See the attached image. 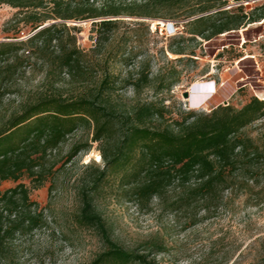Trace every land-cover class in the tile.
I'll list each match as a JSON object with an SVG mask.
<instances>
[{"label": "rangeland", "instance_id": "1", "mask_svg": "<svg viewBox=\"0 0 264 264\" xmlns=\"http://www.w3.org/2000/svg\"><path fill=\"white\" fill-rule=\"evenodd\" d=\"M133 2L141 0H98L97 5L115 3L126 11ZM194 4L190 0L159 8L160 17L129 16L124 11L119 16L48 19L44 25L66 23L69 34L76 35L77 45L87 52L89 62L111 58L109 66L117 83L110 96L122 114L137 103L163 100L167 110L159 121L165 123L189 112H208L221 103L241 106L253 95L264 100L260 96L264 93V19L211 38L195 36L190 32L192 20L216 12L217 8L193 13L198 8H192ZM240 4L244 12L258 13L260 10L255 7L264 5V0H229L220 8L230 9ZM18 10L0 3V42L26 40L35 32L31 24L16 25L12 20ZM104 19L118 21L102 29L103 37L109 39L99 46L94 22ZM179 47L184 48L183 54L176 52ZM142 68L149 71L152 82L137 93L130 81ZM96 75L100 79L102 74ZM58 79L57 75L48 74L46 65L30 60L12 79L13 93L4 97L5 108L10 111L43 93L60 92L75 97L89 92L96 84L93 78L89 84L71 83L67 77ZM204 80L217 82L215 99L194 106L183 94L189 93L195 82ZM172 81V87L167 88ZM243 132L264 154V116L247 125ZM92 136V129L81 127L62 144L61 161L56 168L62 166L70 146L77 140L92 145L90 150L63 164L45 186L30 189L29 198L38 203L45 224L8 239L4 253L0 254V264H89L106 249L97 228L78 224L76 220L82 204L79 191L90 186L91 170L87 165L91 162L103 165L99 142H91ZM20 181L31 185L28 178ZM17 183L1 180L0 189ZM126 190L118 179L110 178L93 194V202L104 218L108 234L127 250L145 253L153 248L149 256L156 264H264V156L258 158L254 167L239 169L208 211L201 203H195L173 213L156 198L139 205ZM158 244H163L161 251Z\"/></svg>", "mask_w": 264, "mask_h": 264}, {"label": "trees", "instance_id": "2", "mask_svg": "<svg viewBox=\"0 0 264 264\" xmlns=\"http://www.w3.org/2000/svg\"><path fill=\"white\" fill-rule=\"evenodd\" d=\"M97 1L0 0L19 9L12 18L16 25L24 22L35 30L26 40L0 42V181L18 182L14 187L0 189V254L4 253L8 239L45 224L38 203L29 198L30 189L45 186L63 164L91 149L90 142L77 140L70 146L62 166L56 168L61 161L62 144L81 127L92 129L91 142H99L103 158V165L88 163L90 186L79 191L82 204L76 215L77 223L97 228L106 244V249L89 264H156L149 256L153 248L145 253L127 250L108 234L104 218L94 205L93 194L110 178L118 179L139 205L156 198L173 213L195 203H201L208 211L239 169L254 167L258 158L264 156L253 139L243 132L247 125L264 116V100L256 95L241 106L221 103L208 112H189L165 123L159 121L167 110L163 100L143 101L123 114L118 112L110 96L117 83L109 66L111 58L89 62L87 52L77 45L76 35L69 34L66 23L44 25L48 19L119 16L125 11L120 9L122 5L99 6ZM189 1L141 0L130 3L131 9L125 12L129 16L160 17L159 8ZM194 1L192 8H198L193 13L217 8L216 12L192 20L190 32L195 36L211 38L264 19V5L255 7L260 10L258 13L248 14L242 4L221 9L229 0ZM51 4L49 9L41 10ZM116 21L94 22L97 45L101 46L105 39L102 29ZM176 52L183 54L184 48L179 47ZM32 59L46 65L48 74L57 75L58 81L67 77L71 83L89 84L93 78L96 84L92 89L88 86L89 92L75 97L60 92L43 93L8 111L4 97L13 93L10 83ZM98 73L102 74L100 79H96ZM130 82L140 93L152 81L149 71L142 68ZM262 139L264 143V133ZM24 177L29 179L30 186L20 181ZM157 247L161 251L163 244Z\"/></svg>", "mask_w": 264, "mask_h": 264}, {"label": "bare ground", "instance_id": "3", "mask_svg": "<svg viewBox=\"0 0 264 264\" xmlns=\"http://www.w3.org/2000/svg\"><path fill=\"white\" fill-rule=\"evenodd\" d=\"M209 81L195 82L189 89V99L194 106L205 104L210 102L213 98V94L216 93L217 87L212 85ZM264 98V93L260 95Z\"/></svg>", "mask_w": 264, "mask_h": 264}, {"label": "built area", "instance_id": "4", "mask_svg": "<svg viewBox=\"0 0 264 264\" xmlns=\"http://www.w3.org/2000/svg\"><path fill=\"white\" fill-rule=\"evenodd\" d=\"M209 82H210V83H213V84H212L213 86H217V82H216L215 80H210ZM257 96H258V95H257Z\"/></svg>", "mask_w": 264, "mask_h": 264}, {"label": "water", "instance_id": "5", "mask_svg": "<svg viewBox=\"0 0 264 264\" xmlns=\"http://www.w3.org/2000/svg\"><path fill=\"white\" fill-rule=\"evenodd\" d=\"M183 96L188 98L189 97V93L188 92H184Z\"/></svg>", "mask_w": 264, "mask_h": 264}]
</instances>
